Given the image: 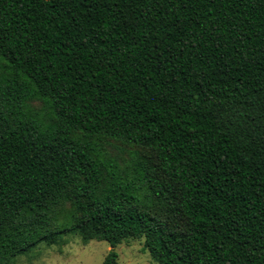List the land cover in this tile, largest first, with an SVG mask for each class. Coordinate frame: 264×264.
Returning <instances> with one entry per match:
<instances>
[{
    "label": "trees",
    "instance_id": "16d2710c",
    "mask_svg": "<svg viewBox=\"0 0 264 264\" xmlns=\"http://www.w3.org/2000/svg\"><path fill=\"white\" fill-rule=\"evenodd\" d=\"M68 233L264 264V0H0V264Z\"/></svg>",
    "mask_w": 264,
    "mask_h": 264
},
{
    "label": "rangeland",
    "instance_id": "374dc122",
    "mask_svg": "<svg viewBox=\"0 0 264 264\" xmlns=\"http://www.w3.org/2000/svg\"><path fill=\"white\" fill-rule=\"evenodd\" d=\"M109 249V243L104 240L93 239L84 244L79 235L68 233L54 244L40 243L18 255L13 264H103ZM114 250L118 253V264H158L143 249L142 237L123 240Z\"/></svg>",
    "mask_w": 264,
    "mask_h": 264
}]
</instances>
